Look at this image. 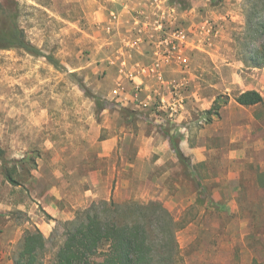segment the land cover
Returning <instances> with one entry per match:
<instances>
[{
  "label": "rangeland",
  "instance_id": "obj_1",
  "mask_svg": "<svg viewBox=\"0 0 264 264\" xmlns=\"http://www.w3.org/2000/svg\"><path fill=\"white\" fill-rule=\"evenodd\" d=\"M114 1L0 0V30L2 25L18 27L49 59L18 48L0 49V205L21 202L45 220L51 217L43 206L62 211L47 238L45 263L64 240V222L92 202L112 199L118 204L159 202L184 224L176 234L178 264H264V191L246 186V165L238 154L236 159L229 155L234 149L227 147L220 129L208 137L207 126L217 117L210 123L204 119L212 98L226 92L233 98L240 84L232 79L252 80L243 67L246 52L260 47L264 38L253 41L247 32L248 2L220 0V12L239 18L212 17L205 41H192L195 26L181 18L183 34L189 36L184 48L191 43L202 49L210 40L211 56L187 49L183 57L188 62L176 72L181 79L166 69L163 81L131 87L116 64L131 62V53L141 55L133 48L124 51L128 47L110 30ZM190 74L197 78L189 81ZM123 94L134 97L135 104L121 102ZM189 95L191 102L185 100ZM169 102H188V108L164 107ZM180 110L183 118L176 116ZM169 138L196 148L199 159L183 150L187 160L181 163ZM236 150L245 159L254 155L251 148ZM50 189L62 199L49 196ZM12 213L15 221H30L22 211ZM100 261L97 255L89 264Z\"/></svg>",
  "mask_w": 264,
  "mask_h": 264
},
{
  "label": "crops",
  "instance_id": "obj_2",
  "mask_svg": "<svg viewBox=\"0 0 264 264\" xmlns=\"http://www.w3.org/2000/svg\"><path fill=\"white\" fill-rule=\"evenodd\" d=\"M114 2H117L116 4L118 5L114 8L116 12H110L113 16L110 20V30L116 31L115 36L117 39L123 41L128 47L125 50L123 49L124 51L133 48V50L142 56H135L134 54L132 57L131 53V62H128L127 59L125 62L122 60L116 64V67L118 73H121L120 76L123 78L126 77V83L129 86L135 85L136 87L137 84L152 85L153 82L163 81L164 72H167L166 69L175 72V74L172 75L173 78L179 77L181 79V75H177L176 72H181L183 63L188 62L187 59L183 57V53L187 49L190 51L193 49L195 53L198 51H204L207 54L211 53L212 50H208L213 47L210 40L208 43L204 44L205 47L202 49L200 48L201 46L191 45V43L187 49L184 48L188 44L186 37L189 38V36L183 34V29H181L179 24L181 18H185L189 21L190 28L195 26L192 41L197 39L204 40V38H206V32H204V30L208 29L207 25L212 17L232 20L239 18L234 16L233 12H220L216 6L222 3L220 0H217L216 3L213 0H185L189 5H187L184 10L179 4L171 2V0H142L139 2L138 6L135 5V0H115ZM200 5L205 6L207 11ZM198 6L201 8H198ZM208 14H210V17ZM197 19H200L198 20L200 24H195L194 21ZM123 27H126L125 31ZM122 31L126 33L125 36H123ZM183 40L186 41V45L181 44ZM226 63L227 66H232L230 62ZM242 66L243 65H239V67ZM184 67L187 68V66ZM245 68L252 72V80L247 79V82L242 83L243 81L240 77L236 80L232 79L231 83L239 82L240 86L237 88V92H234L233 98L231 92L225 93V96H227L228 99L230 98V100L227 102L228 104L226 103L219 111L217 122L207 126L208 132L211 133L208 137L212 138L214 133L218 132L220 129L222 137L229 142V144L227 143V147L234 149L229 155L236 159L235 154H238V158L243 160L241 163L246 165L248 175L243 177L248 179L246 180V186L250 185L258 191H264V67ZM196 78V75L190 74L188 76L189 81ZM180 79L173 80L179 81ZM182 79L186 80L187 77H183ZM145 89H147V87ZM251 90L260 94L262 97L261 103L245 107L239 105L235 101L238 95ZM114 92L117 94V91ZM128 95H120L119 100L126 104H135L134 97ZM191 97L192 95H189L185 100L191 102ZM213 102L214 98H212L210 103ZM187 103L177 104V102H169L164 103V107L165 104H171L172 106H170V108L172 110L178 107H183L184 109L188 108ZM146 104L145 102L142 105ZM243 113L245 114V118L242 116ZM178 115L180 118H183V112L181 113V110L176 114V116ZM190 124L191 123L185 125L190 129ZM185 125L183 126L184 131L188 130ZM227 126L228 130H226ZM168 144L171 148L169 141ZM237 148H251L254 155L245 159V154H242L241 150H236ZM179 149L181 152L183 150H188L190 155L194 156L197 160L199 159L197 149L187 148V144L184 141L179 143ZM103 154L105 156L108 153L105 151ZM240 154H242L243 157H239ZM50 190L47 192L49 196H54L56 200L62 199V197H59L58 194L56 195ZM37 202L41 204V200ZM28 209L29 208L24 206L21 202L0 205V264H13L11 257L15 250L11 252L9 249L12 248V245L19 244L24 231L37 228L45 239H47L53 232L56 219L58 218L61 220V216L59 215L62 211L57 207L53 208L52 204L43 206L42 208L45 214L51 217L49 220H45L43 217L36 215L35 212ZM21 211L27 214L30 221H15L14 218H12L14 216L12 212H16L15 214H22Z\"/></svg>",
  "mask_w": 264,
  "mask_h": 264
},
{
  "label": "trees",
  "instance_id": "obj_3",
  "mask_svg": "<svg viewBox=\"0 0 264 264\" xmlns=\"http://www.w3.org/2000/svg\"><path fill=\"white\" fill-rule=\"evenodd\" d=\"M249 5L247 32L255 41L264 38V0H246ZM185 8V0H171ZM18 48L34 55L48 57L30 44L16 26L2 25L0 49ZM244 66L264 67V40L260 47L246 52ZM228 101L227 96H217L211 108L204 112L206 123L218 117ZM241 106H254L262 102L256 91H246L235 98ZM169 138L171 149L183 164L187 158L179 149V143ZM0 160L4 161L0 148ZM5 178L13 183L11 174ZM184 227L177 222L161 203L126 201L116 203L112 199L92 202L76 213L74 219L62 224L64 237L51 259L45 263L47 239L37 229L26 230L12 254L13 264H89L99 256V264H178L181 261L176 234ZM49 241V240H48ZM105 247V248H104Z\"/></svg>",
  "mask_w": 264,
  "mask_h": 264
}]
</instances>
